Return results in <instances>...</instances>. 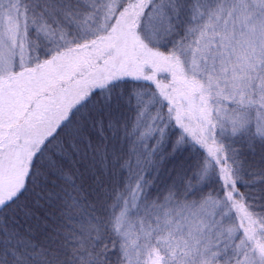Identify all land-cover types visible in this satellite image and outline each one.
Returning a JSON list of instances; mask_svg holds the SVG:
<instances>
[{"label":"snow or ice","instance_id":"6c2138e0","mask_svg":"<svg viewBox=\"0 0 264 264\" xmlns=\"http://www.w3.org/2000/svg\"><path fill=\"white\" fill-rule=\"evenodd\" d=\"M0 264H264V0H0Z\"/></svg>","mask_w":264,"mask_h":264}]
</instances>
